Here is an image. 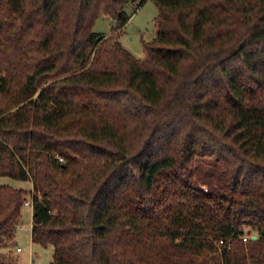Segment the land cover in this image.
Segmentation results:
<instances>
[{
	"label": "trees",
	"instance_id": "1",
	"mask_svg": "<svg viewBox=\"0 0 264 264\" xmlns=\"http://www.w3.org/2000/svg\"><path fill=\"white\" fill-rule=\"evenodd\" d=\"M145 1L0 0V264L28 198L49 264H264V0H151L138 60Z\"/></svg>",
	"mask_w": 264,
	"mask_h": 264
},
{
	"label": "rangeland",
	"instance_id": "2",
	"mask_svg": "<svg viewBox=\"0 0 264 264\" xmlns=\"http://www.w3.org/2000/svg\"><path fill=\"white\" fill-rule=\"evenodd\" d=\"M123 10L129 16V20L119 30L118 41L133 57L144 60L146 58L144 44L153 40L156 35L155 18L158 14V7L153 1L147 0L139 7L129 2L123 7ZM115 25L116 23L110 15L100 12L91 29L97 34L109 36L114 32ZM0 184L13 188L31 189L29 181H18L9 177H0ZM20 214L15 235L17 245L15 244L11 250L12 261L10 264H49L52 259V246L42 247L31 241V206L23 204ZM16 246L22 251L16 252Z\"/></svg>",
	"mask_w": 264,
	"mask_h": 264
},
{
	"label": "built area",
	"instance_id": "3",
	"mask_svg": "<svg viewBox=\"0 0 264 264\" xmlns=\"http://www.w3.org/2000/svg\"><path fill=\"white\" fill-rule=\"evenodd\" d=\"M59 160H61V158H59ZM24 204H28V205H30V200H26ZM246 239H247V238L244 237L242 240H243V241H246ZM220 243H222V242H220ZM16 251L19 252V251H20V248L17 247V248H16Z\"/></svg>",
	"mask_w": 264,
	"mask_h": 264
},
{
	"label": "crops",
	"instance_id": "4",
	"mask_svg": "<svg viewBox=\"0 0 264 264\" xmlns=\"http://www.w3.org/2000/svg\"><path fill=\"white\" fill-rule=\"evenodd\" d=\"M16 245H17V243H16ZM17 247H18V246H16V247H15V250H16V248H17ZM18 248H19V247H18ZM12 249H13V248H12ZM21 251H22V250L20 249V251H19V252H21ZM16 252H17V251H16Z\"/></svg>",
	"mask_w": 264,
	"mask_h": 264
},
{
	"label": "water",
	"instance_id": "5",
	"mask_svg": "<svg viewBox=\"0 0 264 264\" xmlns=\"http://www.w3.org/2000/svg\"><path fill=\"white\" fill-rule=\"evenodd\" d=\"M257 237L256 236H252V239L255 240Z\"/></svg>",
	"mask_w": 264,
	"mask_h": 264
}]
</instances>
